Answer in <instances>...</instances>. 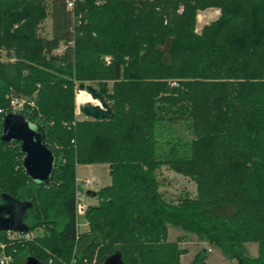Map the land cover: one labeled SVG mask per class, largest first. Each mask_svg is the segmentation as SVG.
<instances>
[{
    "label": "trees",
    "instance_id": "1",
    "mask_svg": "<svg viewBox=\"0 0 264 264\" xmlns=\"http://www.w3.org/2000/svg\"><path fill=\"white\" fill-rule=\"evenodd\" d=\"M208 8L219 15L198 31ZM79 83L99 90L113 119L77 117ZM10 89L57 164L51 183L36 185L19 143L0 141V193L32 203L25 234L0 230V259L209 264L207 248L182 262L172 226L229 264H264V0H0V120ZM179 125L189 138L172 133ZM79 164H107L110 177L80 232ZM163 166L192 179L195 196L167 199Z\"/></svg>",
    "mask_w": 264,
    "mask_h": 264
},
{
    "label": "water",
    "instance_id": "2",
    "mask_svg": "<svg viewBox=\"0 0 264 264\" xmlns=\"http://www.w3.org/2000/svg\"><path fill=\"white\" fill-rule=\"evenodd\" d=\"M76 91H85L95 101L78 107L84 117L94 120L113 119L112 107L99 90L87 83H79ZM0 141H17L23 153L22 168L27 178L36 185L51 183L57 164L54 148L45 141L42 126L20 111L5 112L0 120ZM87 196H95L96 191L86 190ZM32 206L30 201L18 200L11 195L0 193V230L24 234L29 230L24 216ZM25 264H46L33 256H28ZM104 264H123L117 253L109 256Z\"/></svg>",
    "mask_w": 264,
    "mask_h": 264
},
{
    "label": "rangeland",
    "instance_id": "3",
    "mask_svg": "<svg viewBox=\"0 0 264 264\" xmlns=\"http://www.w3.org/2000/svg\"><path fill=\"white\" fill-rule=\"evenodd\" d=\"M211 16L215 15L213 12L210 13ZM204 12H199L197 16V24L196 29L199 31L202 27V25L205 22H209L212 18ZM40 32L43 35L49 36L51 34V20L50 18H47L40 27ZM3 59H6V57L3 54ZM88 84V83H87ZM90 84V83H89ZM81 94H87L85 92L79 93V91H76V115L79 119L86 118L83 116L82 113L79 112L78 107L82 104H85L86 102H93L91 101L90 97H85ZM88 95V94H87ZM89 98V99H88ZM172 133L174 135L181 136L183 138H189L190 135L185 130L183 126H176ZM160 175L165 177L164 184L161 186V190H163L164 195L167 199H175L178 195L188 194L191 196H195L196 191V184L195 182L190 179L189 177H186L180 173L174 172L171 169H169L166 166L161 167L160 169ZM93 180L94 184L89 185L87 189H84V193L86 190H97L98 187L106 185L109 183L110 178L108 176V173L104 170L102 166H99L95 168L94 174H93ZM86 202L88 205L92 202H96L95 199L87 196ZM81 222H85V219L81 218ZM40 231V230H39ZM181 239L180 246L187 249V253L183 254L181 256V260L184 263H187L192 260L194 255L203 248L210 247L211 250L207 252V262L209 264H229L230 260L220 251L219 248L209 245L206 241H202L199 238H197L196 235L184 232L178 228L169 226L168 227V234H167V240H175V239ZM246 250L247 253L250 255H255L257 253V245L255 243H246Z\"/></svg>",
    "mask_w": 264,
    "mask_h": 264
},
{
    "label": "built area",
    "instance_id": "4",
    "mask_svg": "<svg viewBox=\"0 0 264 264\" xmlns=\"http://www.w3.org/2000/svg\"><path fill=\"white\" fill-rule=\"evenodd\" d=\"M73 1L74 0H66L68 8L73 7ZM9 104L11 107V110L14 111H20L25 108L26 99L22 97L16 96L15 92L13 89H10L9 91ZM1 111V110H0ZM78 187L75 192V210H76V229L78 232L84 231L87 229V223L86 220L85 222H81V218H84V215L87 211V208L89 205L86 202V193H84V189H87L89 185L94 184V180L92 178H86L82 181H77ZM7 235L11 236L12 234H19L16 232L12 231H6ZM25 234V233H24ZM211 248L207 247V251H210ZM0 264H8V258L2 257L0 259Z\"/></svg>",
    "mask_w": 264,
    "mask_h": 264
},
{
    "label": "crops",
    "instance_id": "5",
    "mask_svg": "<svg viewBox=\"0 0 264 264\" xmlns=\"http://www.w3.org/2000/svg\"><path fill=\"white\" fill-rule=\"evenodd\" d=\"M201 12L206 13V16H208L207 14H209V16H211L210 13L213 12L215 15H213V16L210 17L212 19L216 18L219 15V9H217V8H208V9L203 10ZM99 166H102L104 168V170L108 173V165L107 164H79V165H77L76 166V179H77V181H82V180H84L86 178H92L93 179V177H94L93 176L94 170H95V168H97ZM108 176H109V174H108ZM89 197H91V198H93V199L96 200V202H93V203L91 202L90 205H93V204H96L97 203V199H96L95 196H89Z\"/></svg>",
    "mask_w": 264,
    "mask_h": 264
},
{
    "label": "bare ground",
    "instance_id": "6",
    "mask_svg": "<svg viewBox=\"0 0 264 264\" xmlns=\"http://www.w3.org/2000/svg\"><path fill=\"white\" fill-rule=\"evenodd\" d=\"M82 92H85V91H79V93H82ZM86 93V92H85ZM81 95H83V96H87V97H90L89 95H87V94H81ZM89 99V98H88ZM91 99V98H90ZM91 101H93L92 99H91ZM95 102V101H94ZM87 103V102H86ZM93 103V102H92Z\"/></svg>",
    "mask_w": 264,
    "mask_h": 264
}]
</instances>
